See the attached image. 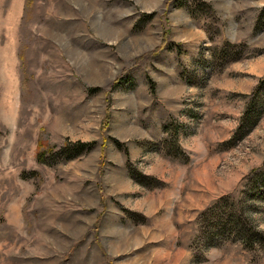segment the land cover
<instances>
[{
    "label": "rangeland",
    "instance_id": "1",
    "mask_svg": "<svg viewBox=\"0 0 264 264\" xmlns=\"http://www.w3.org/2000/svg\"><path fill=\"white\" fill-rule=\"evenodd\" d=\"M262 81L264 0H0V264H264L204 217L230 198L264 235V113L228 143Z\"/></svg>",
    "mask_w": 264,
    "mask_h": 264
},
{
    "label": "trees",
    "instance_id": "2",
    "mask_svg": "<svg viewBox=\"0 0 264 264\" xmlns=\"http://www.w3.org/2000/svg\"><path fill=\"white\" fill-rule=\"evenodd\" d=\"M116 83L113 88H115ZM264 81H262L249 97V101L240 119V123L229 140V144H234L236 141L245 137L252 129L255 128L258 121L264 113ZM94 143L77 142L67 145L62 148L63 153L72 154L76 151V155H71L68 158L79 156L86 150L93 148ZM41 157V156H40ZM244 188L253 190L252 200H261L264 202V167L260 170L252 171L251 175L246 180ZM261 189V192H260ZM248 190H244L247 193ZM229 198V197H228ZM225 199H220L212 205L205 213V222L208 225L207 233L210 235V241L215 236H221L226 240L241 241L245 245L252 246L256 242H261L264 239L263 233L258 229H254L246 218L240 214L235 201L230 200L225 204ZM224 204V205H223ZM205 227V225H204Z\"/></svg>",
    "mask_w": 264,
    "mask_h": 264
},
{
    "label": "crops",
    "instance_id": "3",
    "mask_svg": "<svg viewBox=\"0 0 264 264\" xmlns=\"http://www.w3.org/2000/svg\"><path fill=\"white\" fill-rule=\"evenodd\" d=\"M108 10L109 11H107L106 14H110V12H112V11H110L111 9H108ZM107 22H108V26H107V29H105V31L107 32L108 35H106V36L100 35V32H98V28H99V31H101V29H104V26H101V27L97 26L98 24H96V22L91 25L92 31H94V33L93 32L91 33L94 40H96V41L101 40V41L107 43L108 45H117V43H116L117 41H118V43H120V42H122V40H126V39L127 40H130V39L131 40L132 39L138 40V39L142 38V40L144 42V44H142V47H143L142 50L143 51L139 52V53L137 52L138 54L149 52L156 47V44H157L156 39L158 37L159 32L158 33H155V32L154 33H148L149 30L145 31V29L143 31L141 30L140 32H136L134 30V24L133 23H127V25H120V23H126V22H119V21L111 22L109 20H107ZM160 30L162 31V29H160ZM109 34L115 35L114 37H116V39L112 38ZM146 35H150V38L145 39L144 36H146ZM128 38H130V39H128ZM146 40H148V41H146ZM138 50H139V48H138ZM13 70H14L13 71L14 72V83H12V85L14 84V87H18L20 84V86L22 87V81L20 83V80H19L18 67H14ZM19 97L21 98V95H19Z\"/></svg>",
    "mask_w": 264,
    "mask_h": 264
}]
</instances>
